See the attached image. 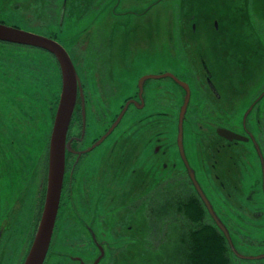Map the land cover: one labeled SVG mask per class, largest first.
<instances>
[{
    "label": "flooded vegetation",
    "instance_id": "flooded-vegetation-1",
    "mask_svg": "<svg viewBox=\"0 0 264 264\" xmlns=\"http://www.w3.org/2000/svg\"><path fill=\"white\" fill-rule=\"evenodd\" d=\"M25 1L29 4L39 5L38 7L36 6L37 10L34 13L41 20L52 22L55 29H52L50 32L53 34H56L57 27L60 28L65 19L68 21V26L73 34L76 33L74 30L82 31L86 28V25L81 29H78L77 26L73 27L72 24L76 17L73 18L71 23L69 19L70 13H78L80 16L77 19L83 20V17L88 14L97 19H106L109 15H116L122 12L116 10V6L121 5L122 0ZM146 2L145 7L139 10H131L130 13L138 17L148 15L152 19L156 15L155 17H161L164 21L181 19L178 38L180 49L188 46L186 36L194 39L199 31L208 35L229 36V39L237 40H243L242 35L246 32L254 33V30H256V28L254 29V24L250 25L244 22L245 26H242L236 22L237 19L244 21L257 20V29L262 33L260 25L264 21V0H174L173 3L168 1L154 16L149 15L150 13L147 14L151 6L161 4L164 0H147L142 2L141 5H144ZM80 5H83L85 8L81 13ZM39 7L42 15H38ZM69 7H71L70 10ZM185 20L191 21L188 25L190 26L188 30L192 36L185 32L188 27L184 24ZM129 21L132 20L127 21V19H124L123 24ZM198 21H200L199 27ZM227 21H229V26H227ZM150 23L151 21L147 20L146 25L150 27ZM192 23L193 25L191 26ZM233 24L236 26L233 27ZM115 29H118L117 35L112 34ZM115 29L109 31L108 41L105 44L102 41H97L94 43V46L90 45L86 47V43L79 45L84 52L82 62L87 71V78H90L92 82L82 79L71 53L61 41L57 40L64 46L71 57L80 79L81 92L77 89L67 129L65 167L59 207L51 241L42 264H63L68 260L71 264H126L125 261L129 259H131V263H135V255H130L131 253L128 252L125 255L121 251L122 244L127 245V247L129 246L131 249L132 244L137 241L146 244L147 247H152V244L157 243L152 234V228H150V221H147L146 215V212L152 209L156 202L153 199L154 195L160 194L162 196L163 208L166 211H164L165 220L162 225V240L168 242L173 232L170 226L174 225V223H179L170 214L168 216L169 206L171 204L174 206L176 196L180 203L184 194L187 192L191 195L193 194V190L187 188L186 184L187 182L190 183V180L193 183L190 176L191 173L194 174L195 179H197V176L194 167L186 158L185 153L184 156L181 155L179 146L175 148L169 146L168 149L163 150L160 145L154 144L152 138L154 126L152 110L146 112L139 120L134 119L136 113L144 112L149 108L148 97L152 95V85H148V78L154 77V75L144 76L138 81L134 80L131 85L122 76L124 73H130L127 78L128 80L134 73V65L138 64L141 60L151 59V53H146L143 56L141 48L136 47L135 44L128 43V39L126 38L127 33L122 26ZM167 31L170 32L171 29L167 28ZM37 33L46 36L49 34V32L47 34ZM146 35H151L150 30L147 29ZM113 39L115 40L114 42ZM93 42L89 41L88 43ZM250 43L248 48L252 47L254 54L260 55L262 53L261 48L264 50L261 39H255ZM132 47L135 48L131 49ZM126 52L129 54L128 57L125 56ZM113 58L116 59V63L112 66L107 64ZM119 61L122 63H119ZM89 62L92 63L94 68L89 69L87 66ZM202 62L206 71L205 79L209 83H206L207 89L211 94L207 96L211 99L216 97L219 100L222 93L219 92L217 84L212 81L213 75L206 61L202 60ZM94 63L100 64V67H96L97 65ZM181 74H174V77L186 82L188 86L189 81L200 80L189 70L183 69ZM185 76H188L189 81L185 80ZM230 77L235 82L242 79L239 76L229 75ZM249 79L246 78L242 83V85H246L245 88H247L246 83ZM250 83H254V81L250 80ZM129 86L132 88L131 92H128ZM150 90L151 92H149ZM224 90L227 94L228 89ZM235 90L236 88L229 82V110L238 109L235 104L236 102L230 98L233 95L232 91L235 92ZM118 95L124 98L122 105L119 102L118 98L120 96ZM200 95L202 96V100L206 102L204 95ZM263 95L264 85L257 95H254L253 105L246 112H252L254 107L256 108V112H258L259 106L256 99L262 98ZM126 101L131 102V105L127 107L128 109L129 107H133L136 110V113L133 115L132 124L124 122L122 116L119 122L105 136ZM56 107L57 104L55 105V110ZM138 108H142V111H138ZM228 130L240 135V138L227 139L220 135L218 131L216 133L220 137L227 139L228 144L230 142L229 145L231 143L234 144V147H237L240 141L248 145L253 144V147L249 146V157H254L253 165L254 168H257V176H259V178L254 179V183L256 184L257 181L261 180L264 181V127H260L261 132L257 136L250 133V135H247L237 132L231 128ZM149 134L150 137H148ZM160 151L163 153L162 155H158ZM9 153L10 151L8 153L4 151L0 156V159H2L0 161V177H3L6 185L11 190H17L20 195L18 199L14 197L13 205H10L6 199L3 200V203H0V264H23L41 217V206L43 205L40 194L43 166H41L42 160L39 163L36 161L32 163L26 155V159L21 163V160H16V156L13 157L11 153L10 157ZM220 155V158H218L212 152L210 158H205L204 161L206 163L204 166L208 169L204 173L208 175L212 174L214 178L218 179L221 188H225V181L223 179H227L228 188L230 183L234 194L229 189L221 195H216V197H209L207 193L203 192L215 211H218L216 207L217 198L220 204V207H218L219 212L226 215L223 218V222L225 226L229 227V224H237V218L231 216L229 212H236L238 207H242V200H245L247 197L244 195V192L250 184L247 177L249 166L247 164L245 166L244 163H237L231 154L228 157L227 152L226 155H223L222 152ZM255 158L257 159V163H255ZM160 159L163 160V162H160L162 168H158ZM171 160H176L172 162L175 166H178L176 170L167 163ZM238 167H243L242 171ZM159 170H161L160 176H162L160 182L155 181ZM21 181H23V187L19 186ZM169 182H172L173 187L177 185L175 190L177 193L173 199ZM160 185L164 188L158 192ZM262 188V195L259 191L261 196L259 200L263 207L260 211L264 209V186ZM6 190L7 188L1 189V191ZM252 191H255V189H252ZM112 197H119V202L115 201ZM260 211L257 212L258 217L261 213ZM105 212L125 213L120 215L118 220L109 218L106 221ZM206 212H208L207 214L211 221L217 226V222L210 214L208 208ZM24 213L29 219V226L16 231L14 225L17 220L26 222ZM62 229L64 231L59 233L58 236L66 241L73 240L68 244L71 247L68 252L56 250L54 247L53 242L57 237L56 233ZM101 232L104 234L101 235ZM81 240L82 242H80ZM73 244H76V246H73ZM83 244H92L95 249L94 253L86 255L85 253L75 251L76 247L83 246ZM113 244L116 246H112ZM101 248L103 249L102 255ZM169 253L168 249L167 254Z\"/></svg>",
    "mask_w": 264,
    "mask_h": 264
},
{
    "label": "rangeland",
    "instance_id": "rangeland-1",
    "mask_svg": "<svg viewBox=\"0 0 264 264\" xmlns=\"http://www.w3.org/2000/svg\"><path fill=\"white\" fill-rule=\"evenodd\" d=\"M144 1L147 0H122L121 5L116 6V10L122 12L111 16L108 14L109 17L106 19H97L88 14L83 17V20H79L77 17L80 15L74 10L78 15L71 13L69 15L71 23L73 18L76 17L72 24L73 27L77 26L78 29H81L86 25V28L82 31L74 30L76 33L73 34L68 26V21L65 19L60 28L56 26L58 40L71 53L82 79L91 82L92 80L87 78V71L82 62L84 52L79 45L86 43V47L94 46L97 41H102L105 44L108 41L107 37L111 29L122 26L127 33L126 38L129 44H135L136 47L141 48L143 56L146 53H151V59L141 60L134 65V73L131 75L133 77L130 76L127 80L130 75L128 72L124 73L122 77L131 85L134 80L138 81L144 76L162 73H164V76L162 78L156 76L148 78V85H152V92L151 90L149 91L152 95L148 97L149 108L144 112L136 113L133 107L127 108L131 105V102H129L127 107L124 106L126 109H124L122 114L123 121L132 124L135 113L134 119L139 120L146 112L152 110L154 120L152 138L155 145H160L161 149L165 150L169 146L175 148L179 145V116L183 109L182 133L180 131L182 149L186 158L194 167L197 176L196 181L209 197L221 195L228 189L231 192L233 191L230 183L228 188L227 179H223L225 188H221L218 179L214 178L212 174L204 173L208 169L204 166L206 163L204 160L205 158H210L212 152L218 158H220L221 152L223 155H226L227 152L228 157L231 154L237 163H244L245 166L246 164L249 166L247 177L250 184L244 192L247 197L242 200V207H238L236 212H229L231 216L237 218V224H229V227L226 228L231 237L234 250L241 255L239 257L242 260H245L242 264H254L255 260L264 259V209L260 211L263 207L259 200L261 199L260 194L262 195L264 181L261 180L257 181L256 184L254 183V179L259 178V176H257V168H254L253 165L254 157H249V146L253 147V144L248 145L240 141L239 145L234 147V144L231 143L229 145L230 142L228 144L227 139L217 135L216 131L218 127H225L247 135L257 136L261 132L260 127H264V95L262 98L256 99L259 106L258 112H256L255 107L252 112H246L253 105L254 95H257L264 85V50L261 48L262 53L257 55L252 52V47L248 48V45L251 44L250 42L258 38L261 39V43L264 45V21L261 22L262 33H260L259 29H257V20L244 21L237 19L236 22L242 26H245L244 22H246L250 25L254 24V29L256 28L254 33L246 32L242 35L243 40L229 39V36L208 35L199 31L194 39L186 36L188 46L180 49L178 38L182 20L164 21L161 17H155L156 12H159L168 1L173 3L174 0H164L161 4L151 6L147 14L155 15L153 19L148 17V15L138 17L130 13L131 10H139L145 7L147 2L141 5ZM36 6L38 7L39 5L29 4L25 0H0V22L29 31H37L44 34L50 33L52 29H55L54 25L51 21L41 20L39 16L35 15ZM79 8L80 13L85 9L83 5H80ZM70 9L71 7H69ZM38 15H42L40 7ZM124 19H127V21L131 19L132 21L123 24ZM147 20L151 21L150 27L146 25ZM190 22V20H185L184 24L188 26ZM220 22L222 24V20ZM197 23L199 27L200 21ZM226 23L229 26V21ZM232 26L235 27L236 25L233 24ZM189 27L186 28L185 32L191 35L188 30ZM167 28L171 29V31L168 32ZM147 29L150 30V36L146 35ZM119 33L121 32L119 31ZM112 34L117 35L118 29H115ZM89 41L94 42L88 43ZM134 48L132 47L131 49ZM40 54L43 55L39 49L32 46L0 41V150L6 149L7 130L11 129L10 126L24 122L29 126L28 139L26 140L30 142L36 140L38 142V151L41 153L46 151L47 140L50 137L53 122V120H50V107L53 104L51 99L57 93V87H55L54 79L53 83H51L48 66L42 63ZM116 55L118 57L117 53ZM128 55L126 52L125 56L128 57ZM202 60L206 61L213 75L212 81L217 84L219 92L222 93L219 100L216 97L211 99L207 96L211 94L207 89L206 83H209L205 79L206 71ZM115 63L116 59L113 58L107 64L112 66ZM119 63L122 62L119 61ZM94 64L97 65L96 67H100V64ZM87 66L89 69L94 68L90 62L87 63ZM183 69L192 71L200 80H192L190 82L188 76H185V80L189 81L188 86L186 82L174 77V74H181ZM229 75L239 76L242 79L235 82L232 81L231 77L229 78ZM246 78H250L246 83L247 88H245L246 85H242ZM250 80H253L254 83H250ZM229 82L236 88L235 92L232 91L233 95L230 98L236 102L238 109L229 110ZM224 89H228L227 94ZM131 90L132 88L129 86L128 92H131ZM200 94L204 95L206 102L202 100ZM118 99L122 105L123 96ZM240 100L242 101L240 102ZM19 107L21 118L17 120V115H19L17 109ZM138 111H142V108H138ZM26 112H29V115H26ZM119 112L122 113V109ZM3 124L10 126L7 127ZM9 131L10 136L12 132L11 130ZM148 137H150V134ZM139 144L140 142L138 146ZM218 147L221 149L219 150ZM161 151L158 155L163 154ZM255 163H257L256 158ZM160 165L161 163L159 162L158 168H162V165ZM238 168L242 171L243 167ZM19 186L23 187V181L20 182ZM0 188H7L6 191H1L0 189V203H3V200L6 199L10 205H13L14 197L19 198V192L11 190L2 176L0 177ZM258 188L259 190H257ZM252 189H255L256 192L252 191ZM112 198L119 202V197ZM234 198L236 197L234 196ZM236 200L238 199L236 198ZM216 207L219 211L218 207H220V204L217 198ZM259 211L261 213L258 217L257 212ZM124 213L105 212V219L106 221L109 218L118 220L119 216ZM25 219L26 222L16 221L14 225L16 231L29 226V219L26 214ZM63 231L64 229L56 233L57 237L53 243L56 250L68 252L69 248H71L68 244L73 240L66 241L62 237L60 238L58 234ZM103 234L101 232V235ZM73 246H76V244H73ZM112 246L116 245L113 244ZM147 248V245L140 241L133 243L131 249L129 246L122 244L121 251L125 255L126 252L131 253L130 255H135V263H131V259H129L125 261L126 264H145L144 257L147 255ZM94 250L92 244H83V246L80 245L75 248V251L86 255H92ZM65 264H71V262L68 260Z\"/></svg>",
    "mask_w": 264,
    "mask_h": 264
},
{
    "label": "trees",
    "instance_id": "trees-1",
    "mask_svg": "<svg viewBox=\"0 0 264 264\" xmlns=\"http://www.w3.org/2000/svg\"><path fill=\"white\" fill-rule=\"evenodd\" d=\"M48 37L58 40L57 33L53 34L50 32ZM19 45V44H17ZM28 46V45H27ZM34 47V46H32ZM42 53L40 54L42 63L47 65L49 70L50 81L55 82V87H57V93L53 95L51 102L53 103L50 107V120H53L55 105L58 101V96L61 87V73L59 68V63L55 56L49 51L38 48ZM39 58V57H38ZM40 59V58H39ZM124 102V101H123ZM21 107V106H20ZM20 107L17 109L19 115H17V120L21 118ZM25 113V112H24ZM26 115H29V112H26ZM4 126L9 127L10 125L3 124ZM11 134L8 140L6 141V149L0 150V156L5 151L16 156V160H21V163L28 159L34 163L36 161L39 163L42 160L41 166L42 169V186H41V203L43 205L44 195H45V180L47 174V151H48V142L47 148L44 153L38 151V142L35 140L30 142L28 139L29 126L26 123H15L13 126H10ZM10 153L8 154L10 157ZM160 153V152H159ZM171 160L167 162L169 166H173L176 170L178 166H175ZM163 162V160H159ZM20 163V164H21ZM28 170V169H27ZM30 171V170H28ZM161 170L158 171L155 181L161 180L160 176ZM190 180V179H189ZM187 182L186 187L193 190V194L190 193L184 194L183 199L180 201L175 197L176 201L174 206L171 204L169 206L168 216H173L174 220L179 222L178 224L170 226V229L173 230L172 237L168 242L162 240V231H163V221L165 220L162 196L160 194L154 195L156 202L153 205V208L146 212L147 221H150V228H152V234L154 239L157 240V243L152 244V247L148 246L147 253L145 255L144 261L145 264H242L243 261L231 248L228 239L226 238L224 232L221 228L214 224L213 221L208 217L207 206L200 196L198 190L192 183V181ZM169 187H171L170 192L172 199L177 193L175 190L177 185L172 186V182H169ZM164 187L159 186L158 192H160ZM42 207V206H41ZM214 210V209H213ZM215 211V210H214ZM166 212V211H165ZM216 213L220 220L223 222L224 215L219 211ZM224 223V222H223ZM227 227V226H226ZM242 236V235H241ZM169 249L170 253L167 254ZM150 255H152L150 257ZM254 264H264L263 260H255Z\"/></svg>",
    "mask_w": 264,
    "mask_h": 264
},
{
    "label": "water",
    "instance_id": "water-1",
    "mask_svg": "<svg viewBox=\"0 0 264 264\" xmlns=\"http://www.w3.org/2000/svg\"><path fill=\"white\" fill-rule=\"evenodd\" d=\"M0 41L19 45L34 46L49 51L57 59L61 72V91L52 122L48 144L46 190L41 217L35 230L31 245L27 251L26 258L23 262V264H42L51 241L55 219L58 212L65 167L66 134L75 103L77 89H79L81 92V83L71 57L64 46L57 40L34 31L22 29L17 26H9L0 22ZM155 76L161 77L164 76V74L154 75V77ZM128 103L129 101H126L124 106L127 107ZM124 106L122 108V113H119L115 121L107 130L105 136L119 122L124 109H126ZM182 111L183 109L181 110V114L179 116L178 146L180 148L181 155L184 156L182 142L180 141V131L182 129L181 122L183 118ZM217 131L220 135L226 137L227 139L240 138V135L225 128H218ZM190 176L193 180L194 186L205 202L210 214L228 239L232 250L238 256H241L234 250L228 229L213 210L209 199L199 186L194 174L191 173ZM102 254L103 249L101 248V255Z\"/></svg>",
    "mask_w": 264,
    "mask_h": 264
},
{
    "label": "bare ground",
    "instance_id": "bare-ground-1",
    "mask_svg": "<svg viewBox=\"0 0 264 264\" xmlns=\"http://www.w3.org/2000/svg\"><path fill=\"white\" fill-rule=\"evenodd\" d=\"M205 43V42H204Z\"/></svg>",
    "mask_w": 264,
    "mask_h": 264
}]
</instances>
